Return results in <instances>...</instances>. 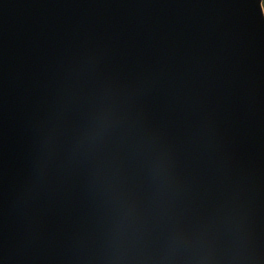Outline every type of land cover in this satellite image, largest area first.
<instances>
[{
	"label": "water",
	"instance_id": "95a60500",
	"mask_svg": "<svg viewBox=\"0 0 264 264\" xmlns=\"http://www.w3.org/2000/svg\"><path fill=\"white\" fill-rule=\"evenodd\" d=\"M0 264H264L260 0H0Z\"/></svg>",
	"mask_w": 264,
	"mask_h": 264
},
{
	"label": "snow or ice",
	"instance_id": "6c2138e0",
	"mask_svg": "<svg viewBox=\"0 0 264 264\" xmlns=\"http://www.w3.org/2000/svg\"><path fill=\"white\" fill-rule=\"evenodd\" d=\"M261 11L264 12V0H260Z\"/></svg>",
	"mask_w": 264,
	"mask_h": 264
}]
</instances>
